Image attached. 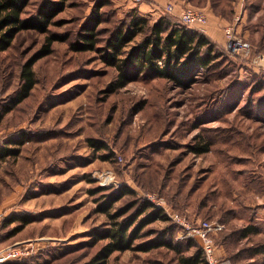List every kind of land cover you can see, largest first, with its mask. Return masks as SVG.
<instances>
[{"label": "rangeland", "instance_id": "1", "mask_svg": "<svg viewBox=\"0 0 264 264\" xmlns=\"http://www.w3.org/2000/svg\"><path fill=\"white\" fill-rule=\"evenodd\" d=\"M42 1L30 0L22 16L35 14ZM99 1L67 0L48 32L21 30L0 53V151L5 152L0 156V248L15 244L10 236L21 217L34 221L27 233L37 236L16 243L42 239L27 257L3 264L89 259L106 241L97 240L96 232L110 225L98 204L116 188L90 192L98 186L93 172L107 168L115 172L118 187L135 192L117 200L110 212L141 197L167 217L176 211L191 223L222 220L234 244L248 223L264 231V70L257 65L264 56V0H175L213 15L220 34L210 39L219 56L189 87L155 76L114 91L108 86L116 70L100 52L69 46ZM157 5L156 0H109L98 9L104 20L98 46L130 13L182 23ZM229 23L252 44L251 57L241 59L224 49L223 29ZM51 32L67 37L53 41L51 52L35 61V85L14 105L22 64ZM204 141L210 149L194 152ZM179 230L169 217L149 222L130 248L114 251L106 264H180L175 250L150 246L161 239L183 247L192 241L183 252L190 254L198 245L178 239Z\"/></svg>", "mask_w": 264, "mask_h": 264}, {"label": "trees", "instance_id": "2", "mask_svg": "<svg viewBox=\"0 0 264 264\" xmlns=\"http://www.w3.org/2000/svg\"><path fill=\"white\" fill-rule=\"evenodd\" d=\"M30 0H0V53L11 46L17 33L24 29H36L40 32H48V25L53 18L66 7L67 0H43L36 13L23 17L25 7ZM109 0H100L95 9L91 21L82 24L77 40L69 46L75 51H97L103 62L115 68L116 77L109 84L108 90L114 91L125 86L132 80L140 77H161L175 86L186 88L191 86L201 70L208 69L219 56L215 43L210 37L201 31L187 27L182 23H172L166 16H160L153 21L143 15L130 13L127 19L103 39V47H99V25L104 21L98 9ZM54 22H57L55 20ZM66 35L51 32L46 34L45 41L36 53L28 58L20 70V86L17 91L14 105L29 96L35 85L33 65L35 61L52 50V42L65 40ZM131 42H134L131 44ZM13 105V106H14ZM9 107L6 110H10ZM264 121V119H263ZM90 143L96 148H102L92 139ZM19 143L24 142L18 139ZM211 143L204 141L194 146V152L200 154L210 149ZM9 151V149H8ZM16 152L15 150H12ZM5 152L0 151V156ZM98 184V183H97ZM107 187L98 184L91 189V193L104 191ZM115 191L106 193L98 210L109 217V227L96 232L97 240H106L104 244L86 261L79 264H106L108 257L114 251H123L132 246L133 240L139 236V231L149 222L168 219L166 213L157 207L149 199L134 198L130 203L110 212L113 204L125 195H135L133 189L127 186L114 187ZM140 216L142 219L138 220ZM138 220V222H136ZM220 220V219H218ZM222 221V220H220ZM29 222L27 217H21L20 223L12 232L21 230ZM223 222V221H222ZM260 228L255 224H246L237 233L238 238L256 235ZM224 232V229L218 233ZM189 239V238H187ZM153 245H165L177 252L180 264H208L201 248H196L190 254L183 252L188 250L192 241L182 246L180 243H172L167 239L153 242ZM264 253V238L255 242L251 254ZM264 264V259L261 262Z\"/></svg>", "mask_w": 264, "mask_h": 264}, {"label": "built area", "instance_id": "3", "mask_svg": "<svg viewBox=\"0 0 264 264\" xmlns=\"http://www.w3.org/2000/svg\"><path fill=\"white\" fill-rule=\"evenodd\" d=\"M140 2L143 0H133ZM162 12L167 14H175L178 16L182 24L189 28L199 31L205 30L208 21V15L202 8L192 5L183 4L177 5L173 1H168L162 6ZM224 49L233 56L247 59L252 53V44L239 34L234 23H229L224 26ZM251 57V56H250ZM252 60H254L252 58ZM257 65L264 70V56L259 57ZM93 177L101 186L118 187L120 181L116 178V174L112 169H102L93 172ZM168 217L175 222L179 231L177 238H189L194 240L199 248L202 249L203 254L208 264H216L217 260L214 255L215 249V235L225 228L224 222L218 219H199L195 223H191L183 215L176 211L167 212ZM3 219V213L0 212V221ZM41 238L34 239L27 243L22 241L0 248V264L8 261L20 260L27 257L37 248Z\"/></svg>", "mask_w": 264, "mask_h": 264}, {"label": "crops", "instance_id": "4", "mask_svg": "<svg viewBox=\"0 0 264 264\" xmlns=\"http://www.w3.org/2000/svg\"><path fill=\"white\" fill-rule=\"evenodd\" d=\"M172 1V0H156V3H158L159 6H163L166 2ZM177 5V1L173 0ZM208 12V11H206ZM208 15V21L205 26L204 32L206 35H208L211 38H216L220 34L219 29L217 28L218 22L213 19V15L211 16L209 13ZM210 17V19H209ZM158 18V17H157ZM34 221L29 220L25 226L17 231L12 233V236L10 238L14 243L16 241H21L23 239L28 238H34L37 236L35 232L32 234L27 233L28 228L33 224ZM257 236L259 238H264V231H260L256 235H250L245 237H237L234 241H236V244H234L230 239L232 238V234L229 231H224L222 233H217L215 235V249H214V255L217 260L216 264H261V262L264 259V253H257V254H251L254 242L250 240V237ZM237 245V246H235Z\"/></svg>", "mask_w": 264, "mask_h": 264}]
</instances>
